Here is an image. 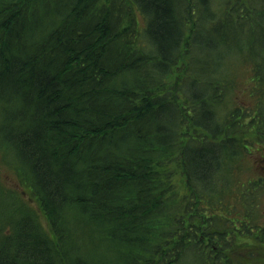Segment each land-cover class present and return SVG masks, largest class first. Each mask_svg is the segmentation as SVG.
Listing matches in <instances>:
<instances>
[{
  "label": "trees",
  "instance_id": "1",
  "mask_svg": "<svg viewBox=\"0 0 264 264\" xmlns=\"http://www.w3.org/2000/svg\"><path fill=\"white\" fill-rule=\"evenodd\" d=\"M237 58L254 106L227 97ZM254 134L264 0H0V157L17 178L0 176V264H264L247 207L264 179L229 187Z\"/></svg>",
  "mask_w": 264,
  "mask_h": 264
},
{
  "label": "rangeland",
  "instance_id": "2",
  "mask_svg": "<svg viewBox=\"0 0 264 264\" xmlns=\"http://www.w3.org/2000/svg\"><path fill=\"white\" fill-rule=\"evenodd\" d=\"M214 6L217 5V1H214ZM227 60V59H226ZM228 61V60H227ZM227 65V64H226ZM251 63L248 60H243L240 58L235 59L234 62L228 64L231 74H229L228 82L229 85H233L232 91L229 92V100H231L232 105L241 104L245 107H250L255 105V96L252 94V88L254 87L253 81V70H251ZM227 67V66H226ZM177 74L183 75L182 69H175V74L170 75L164 83L166 88H170ZM232 78V79H231ZM228 100V102H229ZM224 108V107H223ZM226 108V107H225ZM224 108V109H225ZM223 109V111H224ZM225 112V111H224ZM255 138L250 139L252 143L249 149L245 151L243 155L238 156L236 160V167L234 166L232 171L229 172L230 177H232L233 182L230 183V190L235 191L238 194L242 188L241 184L248 185L250 179L252 181L257 180L259 177L264 179V138L259 139L260 137L255 135ZM0 176L5 181H8L9 186L17 183V178L15 175L14 168L11 165H7L2 161L0 157ZM178 181L182 182V178L179 176ZM18 186V185H17ZM228 199V200H227ZM222 200V207L229 206L233 210V216L243 217L246 213V210L250 208H245L243 203L235 197L234 193L229 195V197ZM252 205L247 207H252L250 211H253L255 222H258L260 225H264V182L261 187L256 191L255 195L252 196ZM34 203V202H33ZM35 205V203H34ZM36 206V205H35ZM44 224H47V220L42 219Z\"/></svg>",
  "mask_w": 264,
  "mask_h": 264
}]
</instances>
